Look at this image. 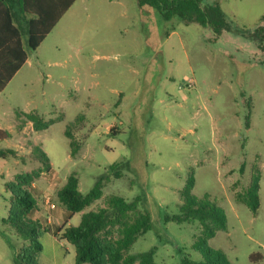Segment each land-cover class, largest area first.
<instances>
[{"label": "rangeland", "instance_id": "374dc122", "mask_svg": "<svg viewBox=\"0 0 264 264\" xmlns=\"http://www.w3.org/2000/svg\"><path fill=\"white\" fill-rule=\"evenodd\" d=\"M202 2L219 5L228 30L216 35L195 22L165 20L136 0H75L0 91V127L11 132L0 140V264H30L18 252L32 237L7 222L6 184L19 191L15 175L32 170L26 188L36 205L27 216L41 226L37 264H74V246L43 229L80 221L76 212L64 222L56 195L70 173L82 193L101 180V196L83 211L118 195L150 216L129 252L153 248L154 264H176L184 253L201 259L191 248L197 221L165 220L178 214L192 174L191 194H209L226 218L207 244L229 264H264V37L250 35L264 26V0ZM46 121V129L34 128ZM65 129L82 140L73 156ZM35 145L50 162L45 172L37 170ZM252 170L259 177L255 215L234 198Z\"/></svg>", "mask_w": 264, "mask_h": 264}, {"label": "trees", "instance_id": "16d2710c", "mask_svg": "<svg viewBox=\"0 0 264 264\" xmlns=\"http://www.w3.org/2000/svg\"><path fill=\"white\" fill-rule=\"evenodd\" d=\"M2 1L7 2L4 10L8 16L15 14L16 4L24 13L26 17V47L34 51L74 0ZM136 2L139 7L148 6L157 10L165 20L176 19L184 24L195 22L207 27L216 35L229 29L224 12L217 3L204 4L202 0H136ZM260 19L264 20V15ZM16 32L19 35L17 30ZM261 32L263 33L260 36ZM250 35L253 39L260 41V37H264V26L258 25ZM26 57L25 50L22 58H18L16 63L8 66L0 64V91L21 67ZM49 124L50 122L46 121L40 125L35 124L34 128L36 130L46 129ZM64 133L66 137H69L67 129L64 130ZM10 136L8 130L0 128V140ZM69 138V155L73 156L79 149L82 140ZM32 149L40 163L37 170L39 172L49 170L50 162L43 150L36 145ZM8 151L11 152V150ZM116 166V162L109 165L110 168ZM242 168L243 164L240 166V171ZM32 171L15 175V185L19 191L13 190L14 184H6V188L11 192L7 222L15 226L21 235L32 237L28 243L22 244L18 257H27L30 264H37L35 255L41 249V244L35 239V236L38 235L37 228L39 229L41 226L36 220L29 219L27 216L36 205V200L26 188L31 187L33 182L32 179L36 172ZM115 176H118V173ZM258 179V175L252 170L248 184L241 191L234 193V198L247 206L253 215L256 214L260 203ZM193 184L194 179L191 174L181 190L178 214L166 216L165 220L197 221L200 226V236L192 242L191 248L200 253L201 259L192 260L184 253L176 264H229V260L222 250L207 244L216 230L226 229L225 215L209 194H204L201 197L191 194L190 190ZM101 187V180H97L87 192L82 193L78 189L76 176L70 173L65 184L57 190L56 195L65 208L64 222L66 223L76 212H81L80 221L75 226H55L53 230L43 229L52 233L58 240L66 241L74 246V264H154L155 251L153 248L129 252L137 237L151 227L150 216L147 213H140L136 209L135 200L128 201L118 195H109L104 206L83 211L86 206L101 196ZM30 223L32 225H29ZM252 255L250 256L252 257Z\"/></svg>", "mask_w": 264, "mask_h": 264}, {"label": "crops", "instance_id": "0c3cea01", "mask_svg": "<svg viewBox=\"0 0 264 264\" xmlns=\"http://www.w3.org/2000/svg\"><path fill=\"white\" fill-rule=\"evenodd\" d=\"M6 4H7L6 1L0 0V64H3V66H8L9 64L16 63L18 58H22L23 52L25 50L27 53V57L25 61H23L21 67L10 78V80L8 81L9 83L19 73L23 65L30 62V58L32 57L31 56L32 51L27 49L26 47V37H27L25 33L26 17L24 13L18 8V5L16 4L15 14L13 16H8L6 10H4ZM16 30L18 31L19 35L17 34ZM117 91L119 95L124 96L127 94L126 90H124L123 88L117 89ZM3 129H6L10 132V130L7 128H3ZM61 211L63 216V213L65 212L64 206H63V210ZM79 213L81 214V212ZM57 224L60 223L58 222Z\"/></svg>", "mask_w": 264, "mask_h": 264}, {"label": "built area", "instance_id": "2783aa9c", "mask_svg": "<svg viewBox=\"0 0 264 264\" xmlns=\"http://www.w3.org/2000/svg\"><path fill=\"white\" fill-rule=\"evenodd\" d=\"M45 203L48 205L49 208H54V204L49 202V198L48 197L45 198Z\"/></svg>", "mask_w": 264, "mask_h": 264}]
</instances>
